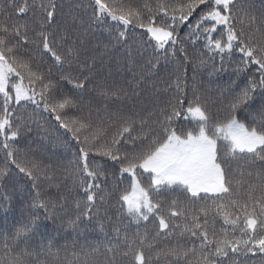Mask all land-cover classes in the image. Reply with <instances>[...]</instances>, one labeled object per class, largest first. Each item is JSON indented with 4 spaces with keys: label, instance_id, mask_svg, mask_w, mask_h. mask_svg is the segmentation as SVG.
Masks as SVG:
<instances>
[{
    "label": "trees",
    "instance_id": "obj_1",
    "mask_svg": "<svg viewBox=\"0 0 264 264\" xmlns=\"http://www.w3.org/2000/svg\"><path fill=\"white\" fill-rule=\"evenodd\" d=\"M103 2L112 5L117 15L130 18L131 23L125 26L107 16L98 20L94 0H56L60 7L49 27L42 19L44 13L39 8L42 3L47 5L49 0H17L15 7L11 0H0V22L10 30L20 32V36L4 32H0V36L5 37L8 47L16 45L11 55L21 65L20 71L25 76L23 83L31 90L28 70L23 67L30 64L33 71L43 73L44 84L52 83L51 94L45 93L44 97L49 105L62 98L74 102L75 107L62 114L66 122L71 123L76 118L91 122L93 131L96 126L106 129L98 141H90L95 146L89 151V165L91 168H102L104 176L99 181L102 188L89 206L86 196L80 191L77 175L78 166H82L80 150L85 145L59 126L55 113L44 111V100L39 95L43 84L36 82L34 85L39 107L30 101H21L17 105L13 99L9 108L22 128L17 139L9 142L16 163L9 162L8 150L3 148L4 140L0 137V169L7 172L0 181L2 264H68L69 261L72 264H130V258L122 255L126 250L125 237L128 241H135L137 247H140L139 241L143 238L145 255L152 256L153 264H171L173 258L161 256L157 260L156 252L174 246L179 240V229L170 237L165 234L157 237L159 227L155 216L148 221L130 216L118 201L122 194L130 191L131 177L120 173L121 163L97 154L98 151L103 152L121 127L122 120H117L114 114L137 120L152 114L145 127L157 130L154 121L159 118L161 109L170 110L169 104L180 100L185 101L186 109L188 101L195 102L199 97V103L215 122L227 116L235 97L246 88H252L251 99L241 105L237 115L249 127L260 126L261 112L264 111V87H261L260 81L264 77L260 65L248 62L240 48H253L256 58L264 59V0H235L230 26L238 40L233 41L232 50L226 49L224 53L216 50L214 45L209 47L208 41L216 39L226 43L228 26L216 25L215 32H205L214 24V21L200 22L201 16L209 11L207 5L195 7L188 20L180 22L181 12L178 9L184 6L186 14L187 5L192 0ZM25 3L29 5V11L18 15V7ZM33 5L35 12L32 11ZM161 5L167 10L168 17L159 14ZM173 15L177 17L174 24L171 20ZM149 17L154 18L151 22L155 26L165 21L172 24L177 43H169L165 49H156V42L146 31ZM41 25L44 27L41 28ZM42 31L56 33L57 41L53 48L63 58L62 65L55 62L51 53L44 52L39 39ZM121 32L124 36L120 35ZM25 36L27 40L21 38ZM61 36L66 43L60 42ZM70 47L74 54L68 58ZM66 78H71L73 82L69 83ZM77 83L84 87L77 88ZM2 116L3 99L0 97V118ZM176 126L184 131L194 130L195 127L183 118L176 122ZM83 139L81 135L80 141ZM131 151L129 146L121 144L118 154L123 156ZM225 159L228 162L223 166L231 182V195L218 200L214 194H209V199L204 200L193 198L177 188L163 196L154 194V199L164 204L166 214L173 200L191 215L201 218L204 214L200 209L209 208V220L211 223L215 219L218 236L229 240L240 238L238 230L233 232L230 225L223 224L216 205H228L232 199L243 204L247 200V185L244 182L259 185L261 181L257 179V174L261 173L264 164L259 160L252 163L242 159L239 153H222L221 160ZM17 164L31 171L33 176L21 173ZM249 172L251 176H248ZM140 179L147 188L150 183L148 175L144 174ZM260 194L258 187L255 195ZM200 195L204 196L203 193ZM177 223L183 225L191 221L181 217ZM25 226L28 229L26 232L22 231ZM18 231H21L19 236ZM209 234L211 237V230ZM188 235L185 234V247L196 249L191 259H202L199 241L193 245L187 239ZM147 244L154 245L152 251L147 249ZM110 248L111 252L108 251ZM228 252V257L219 258L220 264H264V253L258 250L233 254L228 249Z\"/></svg>",
    "mask_w": 264,
    "mask_h": 264
},
{
    "label": "snow or ice",
    "instance_id": "obj_2",
    "mask_svg": "<svg viewBox=\"0 0 264 264\" xmlns=\"http://www.w3.org/2000/svg\"><path fill=\"white\" fill-rule=\"evenodd\" d=\"M17 0H11L13 7L16 6ZM96 6L97 19L110 17L113 21H119L127 26L131 23L130 18L124 15H117L116 10L112 5L106 4L103 0H94ZM207 5L209 11L203 14L200 22L214 21L211 28H206L205 32H215L216 25H226L227 27V42L212 39L208 41V46L214 45L215 49L220 53L225 50H232L233 41L238 40L237 34L233 31L231 24L232 8L235 0H192L187 5L188 12H183V7L178 9L181 12L179 21L188 20L189 16L199 5ZM56 0H49L47 5L43 3L39 8L43 11L42 19L46 21L48 26L55 19L59 9ZM50 9V10H49ZM29 11V5L25 3L18 7L17 14L24 15ZM32 11H36V7L32 6ZM224 13H227L225 15ZM160 15L168 17V12L163 5L160 6ZM132 13H129L131 17ZM138 16L139 13L137 12ZM153 17H149L150 23L146 31L154 40L156 49H165L169 43H177L174 36V27L172 24H167L165 21L160 26H155L151 21ZM173 24L177 17H171ZM19 27V26H15ZM26 27V26H25ZM44 25H41L43 28ZM199 27V23H198ZM172 29V30H169ZM0 32L9 33L10 35L20 36L18 30H10L3 22H0ZM124 36V33H120ZM27 40V37H21ZM39 39L43 43L45 53H51L55 62L59 65L63 64V58L57 54L53 48V44L57 41L55 32L46 33L40 32ZM60 42H65L63 36ZM242 43V41H241ZM16 45L7 46V40L4 36H0V97L3 99V116L0 118V137H3V148L8 150L7 157L10 163H16L15 153L11 150L10 141H14L20 134L22 125L19 120L14 117L13 111L9 105L15 100L17 105L21 101H30L39 107V102L35 99V83L43 84V90L39 93L44 100L45 93L51 94L52 83L49 81L44 84V75L39 70L33 71L30 64L23 65L28 70L29 86H32V95H29V87L23 84L25 78L20 71L21 65L17 64L16 58L11 54ZM240 51L248 58V62L259 64L264 77V59L256 58V50L253 48L241 47ZM74 50L70 47L67 57L71 58ZM18 77L19 79H13ZM68 79L69 83L73 81ZM261 87H264V78L260 81ZM77 88H83L84 85L77 83ZM255 85H253L254 87ZM179 89V84H177ZM181 92L183 89H179ZM252 88H246L239 96L235 97L229 105L228 114L224 119H217L215 122L208 114L206 109L199 103V97L195 102L188 101L187 108H184V100L178 103L169 104L170 110L161 109L159 118L154 123L157 125V130L151 127H145L148 124V118L134 119L132 117L123 118L119 113L114 114L117 120H122L120 129L113 134L112 141L106 145L103 152H97L98 155H104L111 160L121 163L120 173L128 174L131 177L130 191L125 192L119 197V203L126 209L127 213L137 220L148 221L150 217L155 216L158 220L159 230L156 236L161 234L172 236L176 229H179V240L177 243L167 248L156 252V258L159 260L161 256L173 258L171 264H220L219 258L228 257V249L233 254L241 252L259 251L264 253V168L261 173L257 174V179L261 181L259 185L255 183L246 184L245 192L247 200L241 204L238 200L232 199L228 205L220 203L216 205L217 214L222 217L224 225H230L233 232L239 231L240 238L229 240L217 235L215 231V219L211 223L209 220L210 209H200L203 218L198 215H191L188 210L180 207L176 200H173L165 213L164 204L154 199V194L163 196L169 191H174L177 188L187 192L193 198L209 199V194H214L216 199L222 200L224 197L231 195L230 180L227 177V172L224 169V163L228 161L221 160L222 153H231L233 155L239 153L241 158L255 163L259 160L264 164V111L261 112V121L259 127H249L246 123H242L238 119V110L241 105L246 104L250 99ZM14 93V97H13ZM44 111L55 113V120L59 121V126L68 132H71L73 138L83 143L85 147L81 148L82 166H78L77 175L80 181V191L86 196L88 205L94 202L96 195L102 188L100 178L104 176L102 168H91L89 165V151L94 148V143L90 141H98L105 133L106 129L96 126L93 131V125L89 121H82L73 118L71 123L66 122L63 118V113L75 107L74 102L69 98H62L56 103L49 105L44 100ZM264 108V106H262ZM181 118L190 121L194 124V130L184 131L176 126V122ZM139 124V131H137ZM91 133V135H89ZM81 135L84 139L80 141ZM127 145L132 151L125 152L123 156L119 155V146ZM140 148V151L136 149ZM115 149V151H113ZM124 162H127L126 164ZM19 171L25 173L29 177L33 173L20 167L17 164ZM35 167V165H34ZM147 174L150 178V183L147 188L142 185L140 177ZM7 175V172L0 169V181ZM252 173L249 172L248 176ZM239 183V182H238ZM244 187V185H242ZM260 188L261 194L256 196L257 188ZM201 193L204 196L201 197ZM44 207V205H40ZM225 209H230L225 211ZM235 216V218H231ZM183 217L185 220H190L191 223L178 224L177 220ZM75 223V222H73ZM27 226L22 231H27ZM211 230V237H210ZM222 231H224L222 229ZM189 234L187 239H190L195 245L199 241V252L202 259L193 260L191 257L195 254L196 249L186 248L185 234ZM21 231L17 232V236ZM195 238V239H192ZM126 241V250L122 255L125 258H130V264H153L152 256L145 255V240L140 239L139 245L136 246L135 241ZM215 245L213 248L212 245ZM7 247V245H6ZM147 249L152 251L153 244H147ZM109 252L112 249H108ZM11 252V249H9ZM215 257L216 259H213ZM2 264V262H0ZM17 264V262H10ZM68 264H72L71 261ZM114 264V262H112Z\"/></svg>",
    "mask_w": 264,
    "mask_h": 264
},
{
    "label": "rangeland",
    "instance_id": "obj_3",
    "mask_svg": "<svg viewBox=\"0 0 264 264\" xmlns=\"http://www.w3.org/2000/svg\"><path fill=\"white\" fill-rule=\"evenodd\" d=\"M24 84V83H23ZM25 85V84H24ZM25 86H27V85H25ZM33 93H32V91L30 90V88H29V95H32ZM35 99H36V96H35Z\"/></svg>",
    "mask_w": 264,
    "mask_h": 264
}]
</instances>
